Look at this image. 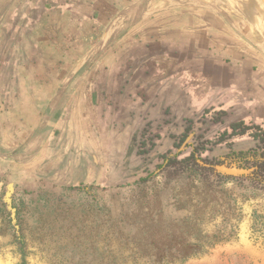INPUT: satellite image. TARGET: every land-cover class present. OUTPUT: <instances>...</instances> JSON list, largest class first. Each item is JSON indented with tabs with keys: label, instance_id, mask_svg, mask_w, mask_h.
Segmentation results:
<instances>
[{
	"label": "rangeland",
	"instance_id": "1",
	"mask_svg": "<svg viewBox=\"0 0 264 264\" xmlns=\"http://www.w3.org/2000/svg\"><path fill=\"white\" fill-rule=\"evenodd\" d=\"M135 4L143 16L147 6L167 8L171 46H163L161 26H152L141 36L151 42L116 48V53L160 56L163 62L124 63L126 71L117 81L92 79L94 86H120L117 94L100 96L105 100L93 110V141L96 135L129 130L125 159L113 168L123 180L113 186L62 185L46 177L42 158L51 145L53 123L33 121L25 129L16 111L26 52L36 55L39 49L28 48L21 37L5 42L9 31L2 32L0 264H264V183L225 165L256 170L247 154L258 143L250 135L222 141L234 121L264 127V7L252 0L251 17L228 0ZM17 15L12 21L19 20ZM215 32L220 38L211 37ZM60 51L73 53L68 46ZM76 53L82 55L83 49ZM237 58L248 60L244 63L251 72L262 77H254L244 90L237 87L243 82ZM232 60L240 73L227 93L229 84L219 74ZM133 87L144 91L134 96L131 109L127 102ZM181 88L188 93L187 103L176 95ZM219 111L226 113L217 122ZM190 124L188 139L179 145L175 136ZM145 136L154 139L156 148L138 154L134 138ZM192 153L198 165L179 163ZM157 234L166 237L156 243ZM171 234L186 244L203 245V251L186 259L158 258V248L168 249L164 240Z\"/></svg>",
	"mask_w": 264,
	"mask_h": 264
},
{
	"label": "crops",
	"instance_id": "2",
	"mask_svg": "<svg viewBox=\"0 0 264 264\" xmlns=\"http://www.w3.org/2000/svg\"><path fill=\"white\" fill-rule=\"evenodd\" d=\"M135 3L136 0H0V38L7 30L9 35L4 36L5 42H14L21 37L28 48L39 49L36 55L29 49L26 52L23 61L27 63V71L23 72L25 83L18 90L16 111L25 129L33 121L36 124L53 123L48 134V138H52L51 145L43 151L42 159L46 177L59 184L95 182L113 186L123 180L120 173L114 176L113 168L125 159L129 130L114 133L116 136L100 138L96 135L94 141L92 137L93 110L105 100V97L101 100L102 96L117 94L120 86H94L92 79L95 76L98 82V77L108 80L112 77L117 81L118 75L126 71L124 63L163 62L160 56L116 53V48L137 47L141 41L151 42L150 38L141 36L152 26H161L163 46H171L170 38H166L172 27L167 8L147 6L146 17ZM17 14L19 20L12 21ZM219 34L215 32L211 37L220 38ZM63 46L71 47L73 53L60 55ZM80 49H83L82 55L76 53ZM244 62L249 61L242 58L235 61L242 73L232 67L233 60L228 66H222L219 75L229 84L227 93L235 89L231 81L239 73L243 78L237 86L240 90L250 86L254 77H261L251 72L249 63ZM141 91L144 90L135 87L133 96L127 93L131 109L136 104L134 96H139ZM156 93H151L152 97L155 98ZM176 95L187 103V91L181 88ZM106 102L110 103L109 100Z\"/></svg>",
	"mask_w": 264,
	"mask_h": 264
},
{
	"label": "trees",
	"instance_id": "3",
	"mask_svg": "<svg viewBox=\"0 0 264 264\" xmlns=\"http://www.w3.org/2000/svg\"><path fill=\"white\" fill-rule=\"evenodd\" d=\"M225 113L226 112L224 111H219L218 114H216L217 118H215V121L220 122V119L225 115ZM191 130H192V124H190L186 128L185 132H183L180 136L174 135L179 145H182L183 143L186 142V140L190 135ZM223 135L224 137L222 138V141L237 136L250 135L254 139V141L258 143V146L255 149H253L252 152H249L247 154L248 157H251L253 159V164H251V166L254 165L256 167V170H253V168H245L244 166H239L237 164L234 165L226 164V162L225 165H227L226 166L227 168H230L229 170L231 172L237 173L242 176H249V177L254 176L256 180L264 183V127L262 125H258L254 123H247L244 120H237L229 125L228 129L225 130ZM134 144L136 147H138V154H145L153 151L156 148V142L154 141V139H152L151 136L149 137L145 136L142 137L141 139L135 137ZM239 160L246 161V163L250 164V162L247 159L242 160L239 158ZM179 163H185L186 164L185 167H188L190 165H198L196 154L192 153L191 155L187 156ZM222 163L224 164V162ZM156 237H157L156 243H158L161 240V237H166V236L162 234H157ZM179 239L180 237L177 234L169 235V238H166V240H164L165 241L164 244L167 246L168 249L165 251L162 250L161 248H158L157 250L158 258H166V260L186 259L192 255L201 253L203 251L204 248L203 245L186 244L183 238H181L180 240ZM160 252H162L164 255L160 254Z\"/></svg>",
	"mask_w": 264,
	"mask_h": 264
},
{
	"label": "bare ground",
	"instance_id": "4",
	"mask_svg": "<svg viewBox=\"0 0 264 264\" xmlns=\"http://www.w3.org/2000/svg\"><path fill=\"white\" fill-rule=\"evenodd\" d=\"M233 7H235L238 10H242L244 13H246L248 16L252 17V0H228ZM251 1V2H250ZM263 7L264 3L262 0H257Z\"/></svg>",
	"mask_w": 264,
	"mask_h": 264
},
{
	"label": "water",
	"instance_id": "5",
	"mask_svg": "<svg viewBox=\"0 0 264 264\" xmlns=\"http://www.w3.org/2000/svg\"><path fill=\"white\" fill-rule=\"evenodd\" d=\"M263 1V3H264V0H262Z\"/></svg>",
	"mask_w": 264,
	"mask_h": 264
}]
</instances>
